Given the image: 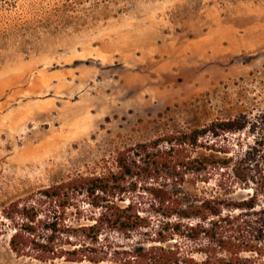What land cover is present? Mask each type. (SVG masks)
I'll return each mask as SVG.
<instances>
[{
	"label": "rangeland",
	"instance_id": "obj_1",
	"mask_svg": "<svg viewBox=\"0 0 264 264\" xmlns=\"http://www.w3.org/2000/svg\"><path fill=\"white\" fill-rule=\"evenodd\" d=\"M259 113L264 0H0V211L136 144ZM207 140L229 170L264 169V128ZM126 179L149 199L154 176ZM8 234L0 264H69L17 257Z\"/></svg>",
	"mask_w": 264,
	"mask_h": 264
},
{
	"label": "trees",
	"instance_id": "obj_2",
	"mask_svg": "<svg viewBox=\"0 0 264 264\" xmlns=\"http://www.w3.org/2000/svg\"><path fill=\"white\" fill-rule=\"evenodd\" d=\"M259 127L264 113L121 150L113 166L71 174L4 205L0 236L8 230L14 255L43 263L264 264V169L254 177L243 157L229 170L232 157L205 151L213 148L209 135ZM213 170L222 173L210 186ZM138 174L156 179L146 201L130 196L135 186L126 178Z\"/></svg>",
	"mask_w": 264,
	"mask_h": 264
}]
</instances>
